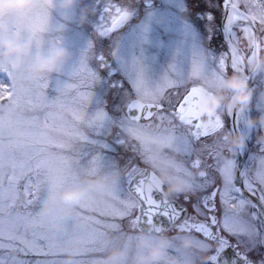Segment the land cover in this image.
Wrapping results in <instances>:
<instances>
[{"label": "snow or ice", "instance_id": "snow-or-ice-1", "mask_svg": "<svg viewBox=\"0 0 264 264\" xmlns=\"http://www.w3.org/2000/svg\"><path fill=\"white\" fill-rule=\"evenodd\" d=\"M93 6L99 17L90 22L95 36L57 72L66 79L54 84L52 74L34 76L26 69L35 57L64 43L65 24L53 21V11L62 20L75 11L61 12L44 0L24 16L0 15V35L19 34L29 44L23 55L0 56V72L7 77H0V264H61L47 258L61 255L73 257L63 264H100L106 238L127 233L124 221L130 229L153 233L164 231L166 223L202 234L204 239L193 236L214 253L204 264H264V254L259 261L249 257L264 248V145L257 142L259 153L247 144L225 155L224 116L234 117L231 130L237 131L242 113L231 106L208 114L198 109L209 78L220 84L229 66L244 73L259 57L264 0H222L214 6L221 11L228 46L221 52L208 46L216 17L197 12L193 19L188 0H127L123 5L95 0ZM198 21L206 22L203 32ZM237 29L250 55L239 47ZM120 53L126 59H119ZM161 54L169 59L153 78ZM50 86L55 96L48 95ZM110 93L119 101L111 111ZM257 107L264 111V103ZM202 140L210 142L198 148ZM164 141L171 143L157 147ZM118 149L134 154L123 175L114 155ZM137 157L150 168L134 164ZM161 169L187 177L185 199L199 194L194 216L169 199L163 185L145 188V178H155ZM101 173L108 177L105 187L89 190L74 215L34 211L56 187L76 186L83 177ZM217 200L223 209L219 217ZM229 248L231 259L223 255ZM29 255L42 258H24Z\"/></svg>", "mask_w": 264, "mask_h": 264}, {"label": "clouds", "instance_id": "clouds-1", "mask_svg": "<svg viewBox=\"0 0 264 264\" xmlns=\"http://www.w3.org/2000/svg\"><path fill=\"white\" fill-rule=\"evenodd\" d=\"M56 8L61 12L71 14L78 9V22L87 24L91 16L95 14V7L89 0H52ZM44 0H0V15L12 14L24 16L33 9L42 6ZM29 48L27 42H23L19 34L14 36L0 35V56L9 58L23 55ZM73 52L64 43L51 47L44 55L34 58L32 64L26 69V74L34 76L53 74L61 70L62 66L72 60ZM119 59L126 57L119 54ZM250 72H264V57H258L247 65ZM208 91L200 97L198 109L202 113H214L217 110L231 106L233 111L242 113L241 127L237 131L231 129L222 131V140L225 148L231 155L247 146L249 137L254 131H258L257 142L264 145V111L252 114V100L254 89L249 80L245 79L242 72H233L223 78L220 84H216L212 78L207 80ZM170 141L158 143L157 147L163 148L170 145ZM106 174L85 176L82 182L72 187H56L50 193L47 202L40 204L36 211L40 214L53 209L59 210L63 216H71L77 210V205L91 189L102 190L105 187ZM156 184L166 187L168 196H175L185 192L188 179L170 170L161 169L155 178H145V188H152ZM54 228L64 229L63 225L53 224ZM130 237V238H129ZM54 245L59 241L53 240ZM107 248L100 258V264H204L209 260L204 242H197L192 234L187 232H175L164 230L158 233L142 230L139 227L127 231L119 237L109 236L104 241ZM171 250V251H170ZM69 258L62 260L70 261Z\"/></svg>", "mask_w": 264, "mask_h": 264}, {"label": "rangeland", "instance_id": "rangeland-1", "mask_svg": "<svg viewBox=\"0 0 264 264\" xmlns=\"http://www.w3.org/2000/svg\"><path fill=\"white\" fill-rule=\"evenodd\" d=\"M89 2L94 3L95 0H89ZM108 2V0H102V3H106ZM112 3H119V4H126L127 0H111ZM188 4H189V9H190V14L192 16L193 19H195V14L197 12H211L215 17H216V32L212 35V39L210 44H208V46L212 49H215L217 52H221V51H227L228 46L226 47L225 44L223 43L221 36L219 34V23H220V16H221V11L219 8L214 7L217 4H222V0H188ZM98 8L100 6H97ZM98 14H97V10L95 11V14L93 16L90 17L89 22L87 24L81 25L78 22V9L75 12V15L68 20H62L61 17H59V15L56 13V11H53V21H61L65 24V30L63 32V38H64V44L66 46H68L70 48V50L73 52L74 57L73 59L79 54V51L82 47L85 46V44L87 43V40L93 35L95 36V33L93 32V27L91 25V21L93 19H98ZM201 31H204V24L206 23L205 21H198L197 22ZM126 30V29H124ZM237 31V35L240 37L239 40V47L241 48V50L244 52L245 55H250V51L247 47V42L246 39L243 37V33L240 32L239 29L236 30ZM257 34L259 33L258 30V26H257ZM166 38V37H165ZM178 38V37H177ZM110 43V41H104V49H105V54H107V45ZM208 42L206 41V44ZM259 57H264V47H262V50L259 53ZM169 57L166 54H161L159 56L158 62L155 64V66L152 69V74H153V78H155L156 76H158L160 73H162L163 69L166 67L167 61H168ZM71 62V60L69 61V63ZM245 71L247 73H250L252 75L251 82H250V86L253 87L254 89V95H253V100H252V114L256 115L257 111H259V108L257 107L258 104L260 103H264V100L261 99V93L264 92V87L261 86V79L262 77H264V72H250L248 71L247 65L245 66ZM233 71L230 69L227 70L226 72V76L232 74ZM0 77L5 78V80L7 79L6 77V73H2L0 72ZM57 78L60 79H66V76H64V74L62 73H53L52 74V79H53V84L55 82V80ZM48 95L51 96H55L56 92L54 91V88L52 86L49 87V89L47 90ZM174 95V90L173 93ZM108 100V110L111 111L112 109V105L114 103H118L119 101L115 99L113 94H109L107 97ZM225 119V129L224 130H228L232 128V123H233V117H229L227 115L224 116ZM242 125L240 124V127ZM258 131H254L251 135L252 139L248 142V146L249 148H252L254 151H256L257 153H259V145L257 144V135H258ZM222 135V133H221ZM213 139H215V137H213ZM208 140H202L200 142V144L205 143ZM197 145V147L199 148L201 145ZM114 155H116L119 165H120V171L121 174H125L128 171V161L129 158H132L134 156V154L130 151V150H125V149H118V151L116 153H114ZM225 155H231L230 153H228L227 151L225 152ZM182 156H175L174 158H176L179 162H182V159L180 158ZM247 159V157H246ZM133 163L134 164H139L141 167L142 166H147L141 163V161L139 160V158H135L133 159ZM253 167H255V162L253 163ZM23 201V197H21V202ZM20 211H22L23 209H18ZM36 209H34L35 211ZM124 226H125V231H132V229L127 227V221H124ZM171 251V250H170ZM104 255V254H102ZM25 259L28 260H35L38 258H42V257H35L32 255H29L28 257H24ZM48 259H58L60 261L68 259L69 257L67 255H61L58 257H47ZM73 258V257H72Z\"/></svg>", "mask_w": 264, "mask_h": 264}, {"label": "flooded vegetation", "instance_id": "flooded-vegetation-1", "mask_svg": "<svg viewBox=\"0 0 264 264\" xmlns=\"http://www.w3.org/2000/svg\"><path fill=\"white\" fill-rule=\"evenodd\" d=\"M209 142L210 141H206L205 143H209ZM205 143H203V144H205ZM200 145H202V144H200ZM180 158L182 159V162L186 161L185 157L182 156ZM147 167H150V166H147ZM185 195H186L185 193H182V194H178V195L170 196V197L173 201L177 202L179 205H183L187 209L189 215L194 216L195 213L193 212L192 205L195 203L196 196L199 194H187L189 196L188 199H185ZM222 212H223V209L219 206V201L217 200V213H216L217 216L218 217L221 216ZM198 219H203V217H199ZM168 230H171L173 233L180 231L179 228H174V227H170ZM192 235H195L200 239H204L202 234H198V233L193 232ZM229 239L232 243H235L234 238L229 237ZM210 243H211L213 249L215 247H217L215 242H210ZM226 251H232L233 252V250L231 248L227 249ZM213 254L214 253L212 251H207V253H206V255L208 257H210ZM262 254H264V248H258L257 250H254L253 252L249 253V257L254 261H259L261 259Z\"/></svg>", "mask_w": 264, "mask_h": 264}, {"label": "water", "instance_id": "water-1", "mask_svg": "<svg viewBox=\"0 0 264 264\" xmlns=\"http://www.w3.org/2000/svg\"><path fill=\"white\" fill-rule=\"evenodd\" d=\"M220 32H221V35H222V37H223V39H224V36H223V32H222V28H221V27H220ZM224 42L226 43L225 39H224ZM226 44H227V43H226ZM232 70H233V69H232ZM233 71L235 72V70H233ZM244 74H245V75H248V76L251 77V74H249V73L244 72ZM250 80H251V79H249V84H250ZM233 120H234V117H233ZM243 159H245V157H243ZM166 192H167V189H166V187L164 186V193H166ZM168 197H169V199H170V196H168ZM157 199H159V194H157ZM176 204L178 205V203H176ZM162 219L166 221V218H162ZM169 227H171V226H168V225L165 223V228H166V230H167ZM223 255H224L225 258L231 259V258L233 257V252H232V251H225V253H224Z\"/></svg>", "mask_w": 264, "mask_h": 264}]
</instances>
